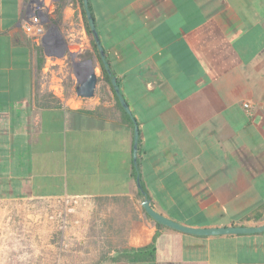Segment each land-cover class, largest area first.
I'll return each instance as SVG.
<instances>
[{
    "label": "crops",
    "instance_id": "1",
    "mask_svg": "<svg viewBox=\"0 0 264 264\" xmlns=\"http://www.w3.org/2000/svg\"><path fill=\"white\" fill-rule=\"evenodd\" d=\"M89 6L139 126L137 163L135 124L103 79L83 0H0V200L43 218L30 264H264V232L186 233L143 206L194 227L264 223V0ZM29 16L41 32L25 29ZM66 48L85 57L70 54L63 82ZM88 60L98 84L83 97ZM148 245L152 256L133 250Z\"/></svg>",
    "mask_w": 264,
    "mask_h": 264
},
{
    "label": "water",
    "instance_id": "2",
    "mask_svg": "<svg viewBox=\"0 0 264 264\" xmlns=\"http://www.w3.org/2000/svg\"><path fill=\"white\" fill-rule=\"evenodd\" d=\"M86 16L93 33L95 42L97 44L98 50L100 52V56L102 62L104 64L105 69L108 74L111 76L112 85L116 91V94L120 100L121 105L124 107L125 111L131 116L132 120L135 124V135H134V162L137 163V154H138V142H139V126L135 118L133 117L132 110L126 101L125 97L122 94L120 85L117 81L116 76L113 75V71L111 66L107 60V54L105 48L101 42L99 37V33L97 30V26L95 23V19L89 8V0H83ZM59 43L62 44V41L58 39ZM45 43V42H44ZM88 67L85 72L77 76L78 83L76 85V92L79 96L83 97H92L95 95V91L98 84V75L95 71V67L93 65L92 60L87 61ZM143 206L147 213L158 223H161L165 226L197 235H218V234H250V233H260L264 232V223L258 225H227V226H211V227H194L186 224H182L176 220H173L163 214L157 212L150 203L148 198L144 199Z\"/></svg>",
    "mask_w": 264,
    "mask_h": 264
},
{
    "label": "rangeland",
    "instance_id": "3",
    "mask_svg": "<svg viewBox=\"0 0 264 264\" xmlns=\"http://www.w3.org/2000/svg\"><path fill=\"white\" fill-rule=\"evenodd\" d=\"M66 53L68 58L65 59L64 61H59L56 63V72H57V77L60 78L63 82L68 79L69 77V68L70 65H72V60H71V55L73 58H77L78 56H82L84 58V52L78 50V49H71V48H66ZM50 59V60H49ZM50 61L49 63L54 66L53 61L54 57L48 58L44 57V63L47 64V61ZM52 61V62H51ZM52 77L49 73H44L41 76H39V81H45L47 82V86L49 85ZM47 88V87H46ZM46 95H50L48 92V89L44 90ZM51 96V95H50ZM18 201L13 202L12 206V214L14 218V229H19L20 234L22 235V243L21 244H10V251L13 250L11 253H14L15 256L13 257V263L15 264H20L21 262H26L29 263L33 262L34 258L32 255V247H31V240L33 241V225L37 226L38 224H43V218H38L37 213L32 212L33 208L31 206H27V208H23V206L20 205ZM57 203V202H56ZM48 204V206H46ZM50 204H55V202H52ZM59 204V203H57ZM45 205L46 208H49V203L47 202ZM37 209V208H36ZM3 237L1 236L0 232V252H1V247L3 245ZM26 245L27 247H24ZM4 246V245H3ZM17 249L20 250L17 252ZM9 250V249H8ZM18 253V254H17ZM24 253V254H22ZM20 254V255H19Z\"/></svg>",
    "mask_w": 264,
    "mask_h": 264
},
{
    "label": "built area",
    "instance_id": "4",
    "mask_svg": "<svg viewBox=\"0 0 264 264\" xmlns=\"http://www.w3.org/2000/svg\"><path fill=\"white\" fill-rule=\"evenodd\" d=\"M35 20H37V19H35ZM23 24H24L25 29L29 33H32L33 31H35L36 33L41 32L40 24H37L35 22L33 23L31 16H29V18H25ZM244 106L246 108L250 109L251 104L249 102H245ZM8 207H10V206L7 202L0 200V232H1V236L3 237L2 239L5 243V246H9V248H10V244H8V243H12L14 245L15 244H21L23 237L20 234L19 229H14V227H13L14 226L13 214H12V211L10 210V208H8ZM6 234H8V236H6ZM7 237H8V242H6ZM31 242H32V240H31ZM24 247H27V246L24 245ZM31 247H32V244H31ZM9 257H10V259H13L14 256L10 255ZM0 264H3L2 259H0Z\"/></svg>",
    "mask_w": 264,
    "mask_h": 264
},
{
    "label": "trees",
    "instance_id": "5",
    "mask_svg": "<svg viewBox=\"0 0 264 264\" xmlns=\"http://www.w3.org/2000/svg\"><path fill=\"white\" fill-rule=\"evenodd\" d=\"M89 8H90V6H89ZM86 26H87L88 33H89L90 36L92 37L93 47H94V49H95V51H96V53H97V55H98V58H99V60H100V62H101V65H102L103 79H104L105 81H107V82L111 85L112 89L114 90V87H113V85H112V81H111V76L108 74L107 70H106L105 67H104V64H103L102 59H101V56H100V52H99V50H98L97 44H96V42H95V39H94V36H93L92 31H91V28H90V25H89V22H88V19H87V18H86ZM41 55H42V54H41ZM107 60H108V62H109V64H110V61H109L108 58H107ZM40 63H41V64L44 63V58H43L42 56L40 57ZM113 75L115 76L114 73H113ZM117 81H118V83H120V80H119L118 78H117ZM115 97H116V99H117L118 105L120 106V108H121V110L123 111V113L125 114V116L128 118L129 121L132 122V118H131V116L125 111L124 107L121 105L120 100H119V98H118L116 92H115ZM143 189H144V188H143ZM255 218H256V219H259V218H260V215H259V216H258V215L255 216ZM157 224H158L159 226L163 225V224L158 223V222H157ZM133 250L136 251V252H141L142 250H146V251H149V254H151V256H152L154 248H153L152 245H148V246L141 247V248H135V249H133Z\"/></svg>",
    "mask_w": 264,
    "mask_h": 264
}]
</instances>
